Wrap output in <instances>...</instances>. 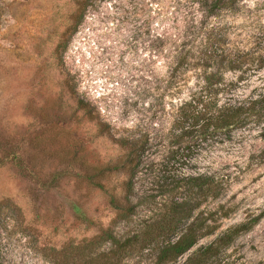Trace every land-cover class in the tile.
Returning a JSON list of instances; mask_svg holds the SVG:
<instances>
[{"label":"rangeland","instance_id":"1","mask_svg":"<svg viewBox=\"0 0 264 264\" xmlns=\"http://www.w3.org/2000/svg\"><path fill=\"white\" fill-rule=\"evenodd\" d=\"M200 25L238 44L264 37V0H0V264H134L128 247L92 240L106 228L125 236L159 212L155 191L139 184L147 203L121 217L117 140L136 128L166 132L185 91L168 96L166 84L196 80L190 70L168 79V54ZM255 133L196 159L225 179L194 213L209 212L219 229L252 223L235 240L249 260L264 255V162L252 159L264 138Z\"/></svg>","mask_w":264,"mask_h":264},{"label":"trees","instance_id":"2","mask_svg":"<svg viewBox=\"0 0 264 264\" xmlns=\"http://www.w3.org/2000/svg\"><path fill=\"white\" fill-rule=\"evenodd\" d=\"M236 0H195L198 5L221 8ZM208 10L207 15H213ZM168 54V79L191 71V85L164 88L170 96L185 89L172 111L162 136L136 128L117 140L123 149L118 167L125 175L118 210L125 218L148 197L137 196L142 184L159 212L141 225L116 237L103 229L94 239L109 241L117 250L132 253L134 264H264L246 259L236 238L252 223L242 222L219 229L216 218L198 210L201 199H216L225 175L196 167V159L213 145L239 142L253 131L264 138V37L235 43L212 25L188 31ZM260 80L253 84L252 77ZM175 89V90H174ZM264 162V148L252 154ZM166 192V194H165ZM150 195V194H149ZM158 197V199H156ZM135 197L140 198V200ZM254 221V220H253ZM203 238H210L200 243ZM121 254V253H120Z\"/></svg>","mask_w":264,"mask_h":264}]
</instances>
